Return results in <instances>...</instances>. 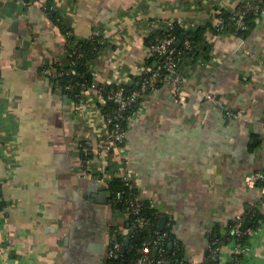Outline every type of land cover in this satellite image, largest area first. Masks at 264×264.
Here are the masks:
<instances>
[{
  "label": "crops",
  "instance_id": "obj_1",
  "mask_svg": "<svg viewBox=\"0 0 264 264\" xmlns=\"http://www.w3.org/2000/svg\"><path fill=\"white\" fill-rule=\"evenodd\" d=\"M244 1L0 0V264H105L112 226L128 227L90 174L104 164L114 175L131 171L184 255L200 262L215 224L250 206L264 215V192L245 181L264 170V9L246 35L206 32L209 59L181 69L186 100L169 83L145 95L127 121L126 164L102 147L110 129L97 93L86 88L76 101L46 72L70 56L47 4L75 41L99 33L105 47L90 62L93 78L120 85L157 64L153 31L168 22L192 30ZM88 138L95 153L86 166ZM251 241L244 264H264V219ZM232 260L233 245H223L218 264Z\"/></svg>",
  "mask_w": 264,
  "mask_h": 264
},
{
  "label": "trees",
  "instance_id": "obj_2",
  "mask_svg": "<svg viewBox=\"0 0 264 264\" xmlns=\"http://www.w3.org/2000/svg\"><path fill=\"white\" fill-rule=\"evenodd\" d=\"M29 2L30 0H25ZM250 6L247 8L246 6ZM247 9L243 20L245 22V28L238 26L236 23L237 16L236 11L238 9ZM45 9L49 12V14L54 18L56 23L62 26L63 30L67 34L69 38V60L73 59L76 64V73L69 72L71 65L63 64L57 65L56 68L58 70H62L63 73L61 76L52 77L53 83L56 87H60L64 94L68 95L70 98L80 101L83 99V92L89 84L93 81L92 71L90 70V62L102 51L105 47V42L99 35H93L89 38L76 40L71 35L70 30L62 23V18L55 11H53L52 6L47 4ZM264 9V0H245L235 11L225 10L221 12L218 18H222L225 23V27L223 29H216L212 22H209L205 25L199 26L195 29L188 30L181 24L175 22L171 33L176 37L175 47L180 51L177 55L178 59V70L180 72L184 65L195 63L198 60H206L210 57V44L205 39L206 32L208 30H213L216 32L223 31H233L240 35H246L250 30L256 25L257 18L261 15V12ZM167 30L159 29L153 31L152 34L147 39L148 43L152 40L159 39L163 36L167 35ZM189 39L191 42V49L185 47V40ZM154 60L157 61V64L153 67L156 69L158 65L164 62L163 58L160 56H153L150 59V63L153 64ZM152 68V69H153ZM165 71V70H163ZM144 76L142 75L139 78V82H133L131 84H120L128 90L140 89L142 80ZM162 81L156 83V87L161 86ZM67 85H72L73 87L68 89ZM118 84L111 83V86L120 87ZM109 88V87H108ZM106 88V90L108 89ZM150 89H148L144 94L147 95L150 93ZM79 93V96H76ZM143 98H140L137 103L133 104L128 110L125 112V118L122 119L121 125L126 129L127 121L130 116L136 111L142 102ZM111 105V104H110ZM126 143V140L125 142ZM123 143V144H124ZM84 144V143H83ZM93 157V153L91 155ZM82 159H86L82 157ZM264 185L263 182H258V186L261 188ZM110 194V201L114 209L122 211L126 214L127 220L126 224L129 229L127 234H124L122 230H119L118 227L112 226L111 234L115 235L119 239H121L124 243L126 236L129 238V243L127 245L124 244V250L121 253V256L118 258H110L106 260L105 264H125L123 261H129L135 256L138 255L137 248L142 246L143 242L151 241L152 238H157L159 235L166 234L165 238H170L173 242L172 249L169 248L168 243H166V251L165 254L169 259H174L175 257H184L183 247L181 242L178 241L175 235L172 233L171 228L165 227L163 230L160 229L159 221H160V213L152 206L148 199H142L139 205L138 217L142 218L146 221L145 226L141 227L139 224L135 225L134 215L131 214L129 200L134 198L136 189H129L121 177L115 176L108 188ZM118 193H120L118 195ZM264 200V194H263ZM264 219V215L260 212V210L255 206H250L242 215L241 219L233 218L230 219L226 224H215L211 232L209 233L208 239L213 242L211 248H207L204 261L202 264H218V253L216 254L215 249L217 247H222L223 245H237V244H250L251 245V234L247 231V229H240L239 232L236 231L238 225L244 221H250V225L248 228L256 230L260 225L261 221ZM242 255L238 257L241 260ZM238 262V261H237ZM236 260H232L229 264H236ZM239 263V262H238Z\"/></svg>",
  "mask_w": 264,
  "mask_h": 264
},
{
  "label": "built area",
  "instance_id": "obj_3",
  "mask_svg": "<svg viewBox=\"0 0 264 264\" xmlns=\"http://www.w3.org/2000/svg\"><path fill=\"white\" fill-rule=\"evenodd\" d=\"M249 8L250 6H246ZM247 9H238L236 11L237 20L236 23L238 26L245 28V22L243 17ZM213 26L216 29H223L225 27L224 20L222 18H217L213 23ZM175 23L168 22L165 29L167 30V35L163 36L159 39L152 40L149 43V48L152 53V56H160L163 58L164 62L160 63L156 69H151L149 72L143 74L144 79L142 80L140 89L128 90L122 85L120 87L111 86V83H100L93 79L91 84L87 87V89L93 90L98 95V103L100 105V109L103 110L104 121L105 124L109 127L110 133L106 136V142L102 146L103 149L112 153L114 151H118L120 153L121 159L126 164L128 161V156L126 153L127 144L124 143L126 140V129L122 127L121 121L125 118V112L133 106V104L137 103L140 98L145 97V92L150 89V91H154L156 87V83L162 81V83H169L172 85L175 95L179 97L181 101L186 100V95L183 91L184 83H185V75L178 70V59L177 55L180 51L175 47L176 37L171 33ZM93 35H99L98 32ZM92 35V36H93ZM185 47L191 49V42L189 39L185 40ZM68 64L71 65L69 72L76 73L75 64L76 62L71 59ZM165 70V71H163ZM46 72H48L51 77L61 76L63 73L62 70H58V68L47 67ZM72 85H67L66 88H72ZM109 87V88H108ZM106 88H108L106 90ZM82 95V92H81ZM76 96H79L77 93ZM208 98H213L212 94H207ZM111 104V105H110ZM227 113L232 114L231 110H227ZM124 143V144H123ZM101 149V148H100ZM92 153L94 155L95 150L93 146V142L90 138L86 139L81 148V157L86 159L83 160V164L87 166L88 161L92 159ZM98 153H101V150L98 149ZM106 162V161H105ZM107 163V162H106ZM89 168V167H88ZM93 179L99 181L100 183L106 186L108 190L112 179L115 176L121 177L124 184L131 190L138 189L137 182L131 171L124 167L121 171H118L115 175L114 172H111L108 169V166L105 164L102 165L98 170L92 171ZM245 181L248 186H258V182L264 183V170H255L248 173L245 176ZM264 192V185L261 187ZM109 191V190H108ZM120 193H118L119 195ZM143 199L139 190L135 192L134 198L129 200V204L131 207V214L134 215L135 225L139 224V226L143 227L146 224V221L142 218L138 217L139 205L140 201ZM237 219H241L242 215H237ZM242 222L238 225L236 231L242 228ZM247 231L252 234L254 232L253 229L246 228ZM129 230V229H128ZM166 234L159 235L157 238H152L151 241L143 242L142 246L137 248L138 255L135 258H132L129 261H123L125 264H202L197 259L184 256L182 258L175 257L174 259H169L165 254L166 251V243L170 249H172L173 242L170 238H165ZM209 239L207 241V248H211L213 243ZM172 243V246L170 245ZM221 247H217L215 249L216 254L220 251ZM124 250V243L117 236L113 235L109 241V244L105 250V263L106 260L110 258H118L121 256L122 251ZM251 250L250 244H237L233 246V259L236 260V264H244L245 257L249 254ZM242 255L241 262L238 257Z\"/></svg>",
  "mask_w": 264,
  "mask_h": 264
},
{
  "label": "water",
  "instance_id": "obj_4",
  "mask_svg": "<svg viewBox=\"0 0 264 264\" xmlns=\"http://www.w3.org/2000/svg\"><path fill=\"white\" fill-rule=\"evenodd\" d=\"M104 194H107V189H104ZM166 221H167V217L165 215H162L159 221V226L161 230L165 228ZM249 225H250V221H244L241 227L242 229H246ZM128 231L129 230L127 228L125 233H128ZM128 243H129V238L128 236H126L124 244L127 245ZM170 245L172 246V243H170Z\"/></svg>",
  "mask_w": 264,
  "mask_h": 264
}]
</instances>
